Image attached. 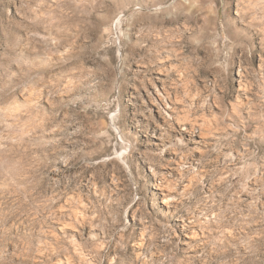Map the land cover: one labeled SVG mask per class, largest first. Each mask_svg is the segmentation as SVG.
I'll return each instance as SVG.
<instances>
[{"label": "rangeland", "instance_id": "374dc122", "mask_svg": "<svg viewBox=\"0 0 264 264\" xmlns=\"http://www.w3.org/2000/svg\"><path fill=\"white\" fill-rule=\"evenodd\" d=\"M0 264H264V0H0Z\"/></svg>", "mask_w": 264, "mask_h": 264}]
</instances>
